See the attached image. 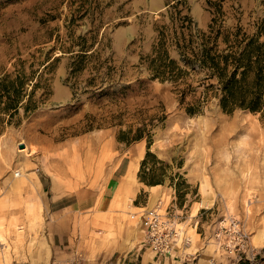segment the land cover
Here are the masks:
<instances>
[{"label":"rangeland","instance_id":"obj_1","mask_svg":"<svg viewBox=\"0 0 264 264\" xmlns=\"http://www.w3.org/2000/svg\"><path fill=\"white\" fill-rule=\"evenodd\" d=\"M219 12L225 29L254 34L264 0H0V82L24 89L18 111H0V264H79L137 232L145 243L138 228L153 207L187 236L191 263L264 264V112L226 113L209 94L190 114L199 76L181 104L141 61L164 27L179 33L186 15L206 30ZM83 49L92 56L72 73ZM143 124L145 171L160 182L150 187L139 178L148 135L119 139ZM230 217L249 237L236 258L214 238Z\"/></svg>","mask_w":264,"mask_h":264},{"label":"trees","instance_id":"obj_2","mask_svg":"<svg viewBox=\"0 0 264 264\" xmlns=\"http://www.w3.org/2000/svg\"><path fill=\"white\" fill-rule=\"evenodd\" d=\"M219 15L214 16L206 30L192 31L190 25H187L190 17L186 15L181 18L179 33H169L164 27L159 31L152 53L142 57L141 61L145 63L151 79L173 83L181 104L186 103L187 96L196 91L192 82H189L191 76H199L198 82L205 86V90L199 99L187 102L186 109L190 114L199 111L209 94L219 99V105L226 113L236 109L264 112V17L256 33L249 34L241 28L225 29L221 22L222 12ZM171 46L178 50L179 59L172 57L169 50ZM81 52L76 56L78 60L72 63V73L81 71L85 60L92 56L87 49ZM22 83L20 78L12 80L10 75L2 78L0 111L10 114L18 111L20 98L24 96ZM26 108L31 109V104ZM150 131L148 124H143L134 133L132 129L120 130L119 139L131 143L148 135L149 151L141 163L139 178L141 182L152 186L160 182L145 171L146 161L153 155L150 152Z\"/></svg>","mask_w":264,"mask_h":264},{"label":"built area","instance_id":"obj_3","mask_svg":"<svg viewBox=\"0 0 264 264\" xmlns=\"http://www.w3.org/2000/svg\"><path fill=\"white\" fill-rule=\"evenodd\" d=\"M143 215L145 243L156 254L162 256L176 247L186 246L189 243L187 236L181 234L176 227L175 219L161 214L157 207L147 209ZM214 238L227 254L246 253L249 246L248 234L241 229L236 217L221 220L214 228Z\"/></svg>","mask_w":264,"mask_h":264},{"label":"crops","instance_id":"obj_4","mask_svg":"<svg viewBox=\"0 0 264 264\" xmlns=\"http://www.w3.org/2000/svg\"><path fill=\"white\" fill-rule=\"evenodd\" d=\"M145 185H143V187ZM140 191L141 189L136 192V196ZM81 198L83 197L79 198L80 205L84 204V200H82ZM141 228L142 227L140 226L138 228V231L140 233H143V231H141ZM62 241H64V238L62 239ZM144 245L145 243L140 240L138 232L137 234L132 233L129 239L123 240L119 243L118 247H121V249H117L115 248L116 245H112L109 251L105 250L97 253L93 252L94 254L92 256H89L86 253L84 254V256L88 255V259H84L85 261L80 262L79 264H194L191 263L189 254L185 256L184 252L180 250L181 246L176 247L175 250L170 254H165L162 256L160 255L159 257L155 255L156 252H152L150 248L146 246L145 249L142 248V246L144 247ZM132 247H136L137 249H132ZM200 256L202 255L200 254ZM227 257L236 258V255L228 254ZM198 263L207 264L205 259L202 260V258Z\"/></svg>","mask_w":264,"mask_h":264},{"label":"bare ground","instance_id":"obj_5","mask_svg":"<svg viewBox=\"0 0 264 264\" xmlns=\"http://www.w3.org/2000/svg\"><path fill=\"white\" fill-rule=\"evenodd\" d=\"M159 197V195L158 194H152V199H153V203L154 202H156L158 199H160V198H158ZM140 217V216H139ZM138 218V217H137ZM4 227V226H3ZM142 228H141V231L143 230V227H144V224L141 226ZM145 228V227H144ZM24 229V227L23 226H20V227H17V229L16 230H18V233H16L17 234V239L19 240H21V238H22V234H21V232H22V230ZM144 231V230H143ZM95 232L97 233V234H103L104 233V231H103V229H96L95 230ZM145 232V231H144ZM5 234V233H4ZM15 238V239H16ZM0 243H1V245H4L5 243H6V237L4 236V235H2L1 233H0ZM255 248V247H254ZM167 254V253H166Z\"/></svg>","mask_w":264,"mask_h":264}]
</instances>
